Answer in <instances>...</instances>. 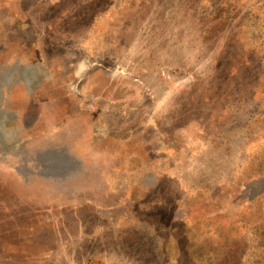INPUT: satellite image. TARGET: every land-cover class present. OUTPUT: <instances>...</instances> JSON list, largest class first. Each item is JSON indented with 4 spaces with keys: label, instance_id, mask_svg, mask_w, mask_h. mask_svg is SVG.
Wrapping results in <instances>:
<instances>
[{
    "label": "rangeland",
    "instance_id": "1",
    "mask_svg": "<svg viewBox=\"0 0 264 264\" xmlns=\"http://www.w3.org/2000/svg\"><path fill=\"white\" fill-rule=\"evenodd\" d=\"M0 264H264V0H0Z\"/></svg>",
    "mask_w": 264,
    "mask_h": 264
},
{
    "label": "water",
    "instance_id": "2",
    "mask_svg": "<svg viewBox=\"0 0 264 264\" xmlns=\"http://www.w3.org/2000/svg\"><path fill=\"white\" fill-rule=\"evenodd\" d=\"M41 155L43 156H53V157H58L61 156L64 152V149L59 147V148H54L52 146H48L47 148H45L44 150L40 151Z\"/></svg>",
    "mask_w": 264,
    "mask_h": 264
}]
</instances>
